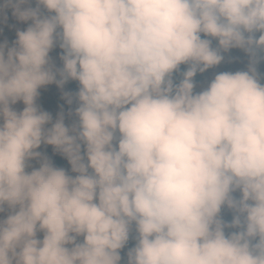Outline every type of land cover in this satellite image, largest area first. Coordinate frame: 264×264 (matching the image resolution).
Here are the masks:
<instances>
[{
	"label": "clouds",
	"instance_id": "clouds-1",
	"mask_svg": "<svg viewBox=\"0 0 264 264\" xmlns=\"http://www.w3.org/2000/svg\"><path fill=\"white\" fill-rule=\"evenodd\" d=\"M34 4L0 3V264H264V0Z\"/></svg>",
	"mask_w": 264,
	"mask_h": 264
},
{
	"label": "rangeland",
	"instance_id": "rangeland-1",
	"mask_svg": "<svg viewBox=\"0 0 264 264\" xmlns=\"http://www.w3.org/2000/svg\"><path fill=\"white\" fill-rule=\"evenodd\" d=\"M0 3H2V0H0ZM33 6H35L34 0H33ZM27 26H28L27 24L17 21L12 13V10L9 9L7 11V22L4 23L0 21V42L7 40L11 44L17 38L16 30L17 29L25 30ZM241 53L242 55L240 56ZM60 54H61V50L58 47L51 54L58 67L61 66V61L59 60ZM248 63H249V57L244 55V51L240 49L231 50L230 53L226 54L225 62L220 66H218L217 68L211 69V72L208 74L206 81L204 83L197 84L196 91H200L202 90V88L206 87L207 84L214 78V75L216 73L225 72L226 66L231 67L230 72H235L240 70H247ZM258 71L261 73L262 76H264V64H260L258 66ZM63 92H68V84L65 85ZM63 92L55 84L42 88L40 90V96L37 100V104L40 106L42 110L51 113L54 119L61 111V108H63L64 112L67 114V112L69 111V106L66 103V101L63 99ZM23 107L24 106L22 104L21 109H23ZM66 123H70V120L67 117H66ZM47 152L50 153L51 150ZM36 162L37 161H32L30 163L33 166H35ZM230 213H232L231 210L227 209L226 207L222 209V216L224 220L228 217ZM41 238H42V234H41Z\"/></svg>",
	"mask_w": 264,
	"mask_h": 264
},
{
	"label": "trees",
	"instance_id": "trees-1",
	"mask_svg": "<svg viewBox=\"0 0 264 264\" xmlns=\"http://www.w3.org/2000/svg\"><path fill=\"white\" fill-rule=\"evenodd\" d=\"M258 35H259V34H258ZM241 55H242V53L240 54V56H241ZM244 55H245V56H248L245 52H244ZM261 64H264V63H261ZM185 67H186V66H181V70H184ZM225 68H226V71H229V72H230V68H231L230 66H226ZM210 72H211V69H210L208 72L204 73V74H199V73H198V74H197V77L195 78V82H196V84H198V83H204V82L206 81V78H207V76H208V74H209ZM179 78H180V77H179V74H177V76H176L177 81L179 80ZM78 87H79L78 82H75V81H69V83H68V92L75 93V92L78 90ZM15 107H16L18 110H22V109H21V107H22V104H21V103L18 104V105H16ZM49 150H51L50 153L47 152V151H49ZM40 151L43 152V153H45L46 155H48L49 158H51V159L53 160L54 164H55L57 167L65 168V169L69 170V172H70V165L68 164L67 160L64 159L63 157H61V156L55 154L54 149H53L51 146H42L41 149H40ZM38 166H39V165H38V162H36V163H35V167H38ZM231 220H232V213H230V214L228 215V217L225 219V221H226V222H231ZM134 243H135V241H134L133 239H130L128 247H132V246H134ZM126 252H127V248L124 249V250L122 251V253H121L122 256H125V258H126Z\"/></svg>",
	"mask_w": 264,
	"mask_h": 264
}]
</instances>
